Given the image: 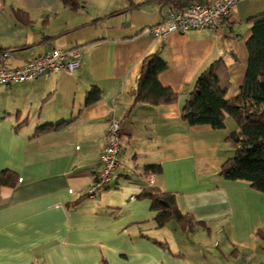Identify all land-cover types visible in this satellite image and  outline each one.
<instances>
[{"label": "crops", "instance_id": "crops-1", "mask_svg": "<svg viewBox=\"0 0 264 264\" xmlns=\"http://www.w3.org/2000/svg\"><path fill=\"white\" fill-rule=\"evenodd\" d=\"M165 1L82 0L72 9L62 0H0V66L5 50L14 53L5 63L18 67L55 47L81 49L72 73L0 86V172L19 177L0 188V264L264 262V192L220 176L237 122L228 115L215 129L182 119L196 79L219 57L229 67L228 98L239 94L249 57L240 29L264 12V0H238L221 28L157 38L148 28L170 10ZM17 9L31 23L19 21ZM159 50L168 61L160 81L179 99L135 104L143 60ZM93 87L102 96L85 106ZM112 118L121 122L120 165L90 198ZM67 120L35 136L39 126ZM150 164L162 172L147 173ZM149 187L174 193L179 209L199 222L195 228L175 219L159 226L151 200L141 196Z\"/></svg>", "mask_w": 264, "mask_h": 264}, {"label": "trees", "instance_id": "trees-1", "mask_svg": "<svg viewBox=\"0 0 264 264\" xmlns=\"http://www.w3.org/2000/svg\"><path fill=\"white\" fill-rule=\"evenodd\" d=\"M62 1L72 9L82 6V0ZM191 1L195 0H166L164 3L170 5V9H181ZM15 15L19 21L31 23L25 11L17 9ZM246 23L249 27L244 34V40L249 57L239 94L228 98L231 87L229 67L225 59L219 57L196 79L194 88L183 105L182 119L191 126L210 125L221 129L226 126L227 116H232L238 128L231 131L226 138L233 153L222 164L220 176L227 180H245L253 188L264 192V12L250 17ZM167 67L168 61L160 50L144 58L137 85L131 90L135 104L156 106L178 101L179 94L160 81V74ZM101 96L102 91L93 87L87 93L85 106L95 103ZM70 121L41 125L35 136L57 130ZM162 170L159 164L146 166L147 173H161ZM18 181L15 171L4 169L0 172V188L6 185L15 186ZM141 196L151 200L152 209L157 212L156 222L159 226L175 219L184 229L191 230L199 223L193 215L185 214L179 209L174 193L149 187ZM101 264L108 263L103 260Z\"/></svg>", "mask_w": 264, "mask_h": 264}, {"label": "built area", "instance_id": "built-area-1", "mask_svg": "<svg viewBox=\"0 0 264 264\" xmlns=\"http://www.w3.org/2000/svg\"><path fill=\"white\" fill-rule=\"evenodd\" d=\"M237 2L238 0L191 1L184 8L168 10L164 19L150 26L148 30L155 37L160 38L169 33H185L191 29H218L229 20ZM13 57L12 50H5L1 54L3 64L0 66V86L33 81L50 72L72 73L81 66V49L78 46L65 49L52 48L18 67L5 63ZM121 135L120 120L112 118L107 130V144L100 157L101 169L87 192L88 197L95 198L105 189L119 167L122 151ZM149 179L153 182L152 177Z\"/></svg>", "mask_w": 264, "mask_h": 264}, {"label": "rangeland", "instance_id": "rangeland-1", "mask_svg": "<svg viewBox=\"0 0 264 264\" xmlns=\"http://www.w3.org/2000/svg\"><path fill=\"white\" fill-rule=\"evenodd\" d=\"M244 26H242V28L240 29V31H243V35H242V40H244V34L246 33V31L248 30V28L246 27L247 25L245 23H243Z\"/></svg>", "mask_w": 264, "mask_h": 264}]
</instances>
